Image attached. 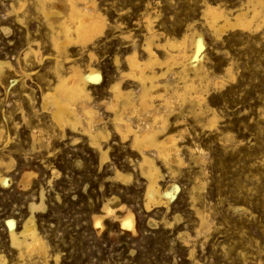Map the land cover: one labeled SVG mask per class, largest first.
I'll return each instance as SVG.
<instances>
[{
    "label": "rangeland",
    "instance_id": "obj_1",
    "mask_svg": "<svg viewBox=\"0 0 264 264\" xmlns=\"http://www.w3.org/2000/svg\"><path fill=\"white\" fill-rule=\"evenodd\" d=\"M17 1L0 0V58L15 68H6L0 81V175L7 181L0 180V256L5 264H264V0L262 16L253 18L248 0H96L106 25L86 46L69 43L62 70L69 71L70 59L85 68L89 53H95L92 63L102 78L89 89L104 120L98 126L109 132L102 139L106 157L83 126L62 127L43 107V93L58 78L53 29L41 0H24L23 9L7 14ZM53 3L64 14L70 7L68 0L46 4ZM207 4L221 6L232 19L221 32L206 22ZM240 9L251 16L246 27L234 23ZM50 16L59 18L55 12ZM148 18L162 33L157 42L185 33L202 37V74L188 71L186 79L194 78L192 95H205L201 104L175 99L168 107L154 98L167 117L158 137H177L182 163L167 164L154 149L146 151L159 166L162 188L174 193L150 207L148 179L139 167L141 151L133 146L132 133L122 134L114 124L123 108L108 107L111 85L128 69L125 56L138 48L139 57L146 58ZM38 41L42 59L25 61V49L30 44L37 48ZM155 51L166 59V48ZM154 68L162 72L166 64ZM173 69L178 72L179 65ZM167 75L172 87L183 85L180 74ZM218 78L224 83L216 84ZM122 86L140 91L134 79L125 78ZM124 116L135 129L145 124L146 116ZM117 170L128 178L118 177ZM26 172L32 173L28 183ZM105 204L114 212L107 213ZM128 210L135 217L134 229L123 222ZM32 215L47 259L21 256L12 244L9 221L19 230Z\"/></svg>",
    "mask_w": 264,
    "mask_h": 264
},
{
    "label": "bare ground",
    "instance_id": "obj_2",
    "mask_svg": "<svg viewBox=\"0 0 264 264\" xmlns=\"http://www.w3.org/2000/svg\"><path fill=\"white\" fill-rule=\"evenodd\" d=\"M47 1L48 0H41L40 8L44 10L48 23L53 29L51 42L56 51L53 68L55 69L58 78L55 85L48 88V90L43 93L42 105L52 112L54 120L60 126H71L72 128H77L79 125L83 126L84 131L89 133L91 142L97 144L102 155L106 157L107 152L102 149V139L107 138L109 132L98 126L103 120V117L95 108L96 106L92 103V96L89 89L90 83L98 84L102 78L99 68H96L92 63V60L96 57L94 55L95 53H89L91 62L88 63L85 68L78 65L74 59H70V56H66L65 59H70L74 62L70 66V69H68L69 71L67 73H64L62 70L64 66L62 53L67 50L69 43L78 41L82 43L83 46H86L96 33L103 29L106 25V20L100 12L96 0H82L81 4L76 3L75 0H68L70 7L65 14L63 8L59 5V7L56 6L55 2V4L53 3L48 8L46 4ZM248 2L252 3V18L261 17L262 1L248 0ZM24 6L25 1L18 0L11 4L10 9H7V14L13 12L18 13ZM54 12L59 15V18L52 19V16L50 15ZM204 16L208 25L218 32H221L223 27L227 25L228 22L230 23L232 21L228 12L219 5L207 4L204 7ZM251 16L240 9L236 13L234 12L233 20L235 24L246 27L252 20ZM16 17L18 20H22L18 14H16ZM53 18H56V16ZM221 18L224 19L223 24H221ZM147 20L146 27L148 32L143 47L146 53V58L141 59L139 57L138 48L133 49V52L128 53L125 56L124 61L126 62L128 69L122 71L119 79L111 85L110 91L112 92V98L110 102L108 101V107L123 108L122 111H118L115 114L114 119L116 123L114 124H116V129L122 134L126 135L127 133H132L133 146L138 147L141 151L142 158L141 161L139 160V167L142 174L148 179L146 190V198L148 201L146 206L150 207V205L154 203L158 206L162 205L164 202L162 200L163 197L171 198L174 193H171L168 189L162 188L159 182V166L155 159L149 156L146 151L148 149H154L157 155L162 157L167 164L182 163L179 146L177 145V137L172 134H169L162 139L158 137V134L166 128L167 117H165L163 112L159 109L154 98L160 97L163 103L168 107L175 102V99L185 100L190 98L201 104L205 100V95L198 92H195L196 94L192 95L190 93L192 90L190 92L189 90L195 88L194 78L191 79V82L186 79L188 71L194 72L196 77L202 74L201 70L203 69V65L198 63V54L204 46L202 37L195 36V34L190 35L185 33L181 39H171L167 37L164 39L165 41H163V43L160 41L157 42L155 41V38L159 37L162 33L153 28L150 18ZM35 44L38 46L37 48L30 44L29 47L25 49V61H28L31 57L38 60L42 59L39 41ZM155 47H163L167 49L165 60H161V57L159 58L155 51ZM190 47H193L191 49H194L192 54H189L188 52V48ZM115 62L119 68L122 59L117 55ZM155 64H166V70H163L162 72L155 70ZM175 64L179 65L180 70L178 72L173 69ZM6 68L13 69L14 66L10 60L0 58V81H3ZM147 68H151V70L147 71ZM226 70L230 75L231 66ZM171 71L175 74H180L181 77L185 79L181 87H172L171 83L168 81L169 79H166V76H168L167 73ZM125 78L134 79L140 84L139 93H136L135 89H125L122 86ZM162 78H165V80L163 79V81ZM224 81V79L219 80L218 78L215 83L222 84ZM160 88H163L164 92H159ZM126 113H137L138 115L146 116L144 126L141 127L142 125L139 124L138 129H135L129 121V118H126V115L124 116ZM2 132L3 130L0 127V137L2 136ZM174 152H176V155H173ZM31 175V172L24 173L23 180L25 183L30 181ZM117 176L123 179L128 178V176L118 170ZM0 180L3 183L7 182L6 178L2 175H0ZM172 189H174V187ZM104 209L107 213L114 212V209L111 208L109 204H105ZM130 211L128 210V212H126L123 217V222L125 225L134 229L135 217L133 212ZM9 225L12 244L19 249L21 256H24L26 253L30 255L38 254L47 259V247L43 241L44 239H42L37 231L33 215L19 230L15 228L13 220L9 221ZM0 262L1 264H5L4 257L0 256Z\"/></svg>",
    "mask_w": 264,
    "mask_h": 264
}]
</instances>
